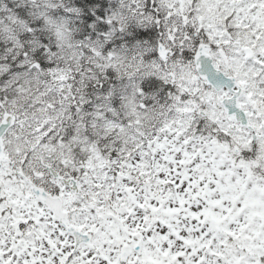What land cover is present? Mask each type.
<instances>
[{"label": "snow or ice", "instance_id": "1", "mask_svg": "<svg viewBox=\"0 0 264 264\" xmlns=\"http://www.w3.org/2000/svg\"><path fill=\"white\" fill-rule=\"evenodd\" d=\"M0 264H264V0H0Z\"/></svg>", "mask_w": 264, "mask_h": 264}, {"label": "clouds", "instance_id": "2", "mask_svg": "<svg viewBox=\"0 0 264 264\" xmlns=\"http://www.w3.org/2000/svg\"><path fill=\"white\" fill-rule=\"evenodd\" d=\"M121 4L123 0H120ZM109 3H116V0H109ZM148 0H143V5L147 6ZM101 42H96V46L99 48ZM71 47V45H69ZM122 72H129V65L125 64L121 66ZM147 70L150 71L161 78H164L168 73L175 71V68L172 67L171 64L169 65H162V64H152V65H145V64H136V70L131 72L132 76H136V72H139L140 75H143V71ZM139 77L136 79H130L126 84L123 85V92L128 100V109L129 111L135 106L137 110L139 109V104L141 102L140 97L138 96L140 84L138 82ZM143 99L145 100H156V97L152 94H145ZM158 103V101H157Z\"/></svg>", "mask_w": 264, "mask_h": 264}]
</instances>
